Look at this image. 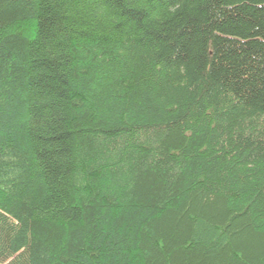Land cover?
Returning <instances> with one entry per match:
<instances>
[{
    "label": "trees",
    "instance_id": "1",
    "mask_svg": "<svg viewBox=\"0 0 264 264\" xmlns=\"http://www.w3.org/2000/svg\"><path fill=\"white\" fill-rule=\"evenodd\" d=\"M0 264H264V0H0Z\"/></svg>",
    "mask_w": 264,
    "mask_h": 264
}]
</instances>
